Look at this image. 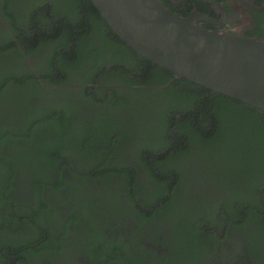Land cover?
I'll return each instance as SVG.
<instances>
[{"label": "trees", "instance_id": "1", "mask_svg": "<svg viewBox=\"0 0 264 264\" xmlns=\"http://www.w3.org/2000/svg\"><path fill=\"white\" fill-rule=\"evenodd\" d=\"M71 81L76 88L62 89ZM0 174V232L8 235L27 215L54 237L44 223L58 219L62 203L76 210L74 223L79 214L91 219L95 206L107 218L131 206L138 229L157 219L168 227L162 258L172 264H264V113L152 65L90 0H0ZM21 178L37 203L10 195ZM231 230L240 238L230 256L211 253L220 234L233 240ZM96 240L83 253L93 264L158 258ZM42 243L31 236L21 247Z\"/></svg>", "mask_w": 264, "mask_h": 264}, {"label": "water", "instance_id": "2", "mask_svg": "<svg viewBox=\"0 0 264 264\" xmlns=\"http://www.w3.org/2000/svg\"><path fill=\"white\" fill-rule=\"evenodd\" d=\"M90 2L113 34L152 65L264 113V41L206 28L200 23L215 22L205 14L180 16L159 0ZM220 10V22L235 19Z\"/></svg>", "mask_w": 264, "mask_h": 264}, {"label": "flooded vegetation", "instance_id": "3", "mask_svg": "<svg viewBox=\"0 0 264 264\" xmlns=\"http://www.w3.org/2000/svg\"><path fill=\"white\" fill-rule=\"evenodd\" d=\"M163 5L180 16H187L195 11L205 14L215 22L200 23L206 28L216 31H232L249 38L264 41V0H167ZM218 6H220V8ZM220 9H223L227 14H236L235 19L227 23L220 22L223 20ZM32 70L35 72L34 68ZM66 88H76V82L71 81L62 87V89ZM56 89L59 88L57 87ZM12 162L17 163V160L12 159ZM18 163L20 164L21 162L18 161ZM1 175L2 174H0V176ZM140 178L144 181L145 178L143 173H141ZM24 179L25 178H21L17 181L14 187L13 185L7 186L12 188L8 190L10 191V195L12 196V194L15 193L16 198L21 197L26 203L27 201L29 204L37 203V192L31 191L29 186H25L23 184ZM114 179L116 178L114 177ZM147 185L153 188L155 183L152 184V182H150ZM97 189H100V186L96 189L92 188V190L98 194L103 193ZM49 193L50 189L46 188L42 192L43 198L46 199ZM220 194L218 193V195ZM124 197L125 195L122 190H118V198L122 202H124ZM69 205H71L69 202L62 203L58 219L46 221L44 223L48 226L53 225V227L50 228L54 231V237L49 238L46 230L42 228L43 224L41 225L42 227H38L27 215L17 217L14 230L18 226H21V228L15 232L8 235L3 228L0 232V242L3 241L8 244L10 241L15 245V248L12 250L8 245L0 246V264H22L21 261H24L25 264H37L39 262H46L47 264H93V260L88 257V253H83L92 250L94 248L93 242L96 243V239L100 238L110 240L114 242V244L118 243L119 247H122L121 242H124L126 245L128 244V248L135 253V257L137 258L145 257L144 248H146V250L148 249V253L156 252L158 258H154L153 261L152 256L148 254V257L145 258L146 263L153 261L152 264H172L171 261H169L170 259L162 258L163 254H169L167 247H169L170 244L168 241L164 240L163 237V233L167 232L168 227L166 228V226L162 224L163 222L158 219V222L153 221L152 223L142 221L138 229L135 221H137L139 217L131 212V206H128L123 213L110 218L98 214L95 209L100 206H95L92 209L94 215L91 219H85V217L79 214L81 220L78 223H74V218L71 217V214L73 212L76 214V210ZM22 211L26 212L24 209ZM42 215L44 216L42 220H45V213L43 212ZM33 226L36 228L38 227L42 233L36 236ZM205 227L206 224H202V228L204 229ZM170 234V231H168V236ZM228 235H230L233 240L229 241L220 234L222 242L219 241L216 246L209 247L208 249L211 253H216L218 257H225V255L230 256L231 252H233V246H236L238 243L236 237L238 236L240 238V233L239 231L231 230L228 232ZM31 236H39L41 238V242L44 243H42L40 248L34 249L33 246L21 247V243L25 242ZM137 239L142 242V253L139 249L136 250V248H139L141 245L139 241H136ZM100 242L101 245L104 246V241ZM220 246L224 252L226 251V254H223ZM28 248L31 249L28 250ZM22 252H24V255L21 254ZM211 253L208 252V255ZM207 260L209 261V259ZM106 261L108 262V260ZM110 264L123 263L111 262ZM174 264H184V262L177 259Z\"/></svg>", "mask_w": 264, "mask_h": 264}, {"label": "rangeland", "instance_id": "4", "mask_svg": "<svg viewBox=\"0 0 264 264\" xmlns=\"http://www.w3.org/2000/svg\"><path fill=\"white\" fill-rule=\"evenodd\" d=\"M234 258H236V257H234Z\"/></svg>", "mask_w": 264, "mask_h": 264}]
</instances>
